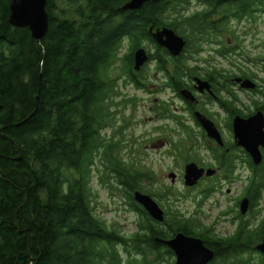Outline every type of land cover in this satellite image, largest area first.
I'll use <instances>...</instances> for the list:
<instances>
[{"label":"trees","instance_id":"1","mask_svg":"<svg viewBox=\"0 0 264 264\" xmlns=\"http://www.w3.org/2000/svg\"><path fill=\"white\" fill-rule=\"evenodd\" d=\"M127 1L47 0L49 30L38 41L29 29L11 26V0H0V264H122L119 244L129 254L127 264H174L173 251L158 239L200 233L194 220L178 211H166L164 224L135 202L137 190L154 198L170 194L144 189V177L156 178L122 162L120 142L103 134L121 106L134 104L126 97L118 100L122 78L113 72L127 76V82L140 89L134 53L149 39L150 26L174 29L198 52L201 39L223 32L233 19H252L264 9V0L226 3L223 16H229L224 24L213 23L208 14L204 23L199 13L185 17L183 10L193 0H157L139 10H121ZM197 1L216 11L222 5L217 0ZM227 31L238 43L235 31ZM237 51L238 47L229 48ZM162 58L168 62L167 53ZM177 60L178 72L185 74L183 58ZM180 83L184 85L177 77ZM254 103L264 111V100ZM101 154L102 182L115 173L118 185L124 186L119 191L139 216L131 238L108 226L94 209L88 183ZM254 173L247 189L253 205L264 191V165L254 167ZM214 239L218 249L213 264H232V258L235 264H250L233 250L240 245L253 251V234Z\"/></svg>","mask_w":264,"mask_h":264},{"label":"flooded vegetation","instance_id":"2","mask_svg":"<svg viewBox=\"0 0 264 264\" xmlns=\"http://www.w3.org/2000/svg\"><path fill=\"white\" fill-rule=\"evenodd\" d=\"M217 1L218 3L220 2V4L222 3L220 9L218 8L219 11L212 9L213 5H207L205 2L193 0L190 5L185 7L183 13L185 17H192L193 15L199 13L201 15V23L206 21V18L204 19V17L205 14H208V17L213 23L221 21L224 24L226 16H229V14H225V16H223L226 12L224 5L230 2H222L220 0ZM193 4L200 6L201 9L190 13L189 6ZM262 11L264 12V9L258 12ZM242 19L239 21L243 22L248 19V17H243ZM153 26L154 33L157 31V29H163L164 27L170 28L168 26H150L148 30L149 39H146L143 44V47L148 55V61L144 64L140 72L136 71V74L141 78L142 85V88L138 90L142 91L144 94L145 92L153 91H156L157 93H161L162 91H170L172 92L174 98L176 100H180L182 104V106L178 107V110L180 111L179 113H181L182 116H173L178 122V130L176 133L180 139H165L166 141L161 142V144H156L157 148H163L164 150H167L166 154L174 160L179 159L185 161L183 169L184 176L186 166L189 163H195L200 169L205 170L204 176L198 181L197 185L191 188L188 187V189H190L189 191H199L202 189V191H199V193L202 194L201 197H204L200 199L198 196L194 199L198 207H201V205L206 202V199L210 197L211 193H223L225 184L224 181H227L228 184L235 183L236 181H239L237 178L239 173H243L245 171L249 172V180L247 181L244 191L240 195L235 196V198H233L231 201H227V207L225 210H222L221 213L223 221L234 226L233 230L228 234L218 235L213 227L206 228L201 224L198 215H200L202 212L197 210L195 212L196 216H192V219L194 220L195 226L198 228L200 233L198 235L191 236L203 240L205 245L215 252L216 256L218 243L214 237L228 241L239 233H243L244 235L253 234V236L256 237L255 241L252 243L253 251H246L239 245L235 250H233V252L235 253L234 255H238V257H241L242 259L244 258L250 261V264H260L261 256L264 257V253L260 252L257 247L263 242L264 238V217H260L263 193L256 204L253 205L250 196L247 194V189L255 174L254 167H262L264 165V148L261 147V151L263 153V162L260 165H256L253 158L246 151V149L238 144V140L236 139L234 133V122L237 117L249 119L259 111L264 113L263 110L257 109L254 103L262 102L264 100V88L262 83V81L264 82V79L259 76V74L256 73L252 67L247 66L245 69V66L239 63L234 65L239 64L237 66H241V68L245 69V71L249 74L248 76H245L239 70L233 71L226 69V65H224V63L229 65L233 63L231 61V56L237 57L238 55L244 57L242 55L243 49L240 45L242 36L238 37L239 41L236 46L238 47V50H241V54H237L235 52L234 55V52H229L230 35L227 31V29L230 27L229 22L224 25L223 29H221L223 32H215V34H212L209 39H201L197 44L198 47L200 46L199 48L197 47L198 52L192 51V49H190L192 45H188L187 38L176 32L178 35L184 37V39L187 41L186 48L179 57L173 56L167 48L159 45L151 33V27ZM243 29L244 30L242 34L248 40L251 32L247 30L246 26ZM223 43L225 46H223ZM206 46H208L207 51ZM204 51L209 53L207 58L201 57ZM166 53L168 54V62L162 58V55H166ZM178 58H183L182 66L185 69V74L178 72ZM217 59H221L223 61H217ZM245 59L252 64H264V52L260 54L258 58L256 57L255 60H250L248 58ZM238 68L239 67H237V69ZM177 77H180L184 82L183 86L181 83L176 84ZM121 78L125 79V87L128 85L135 86L134 84L129 83V81L127 82V76H121ZM199 79L204 82H208L210 85V90L198 89L197 80ZM236 79H250L256 83L257 87L256 89H244L242 88L241 83L237 82ZM155 80H162L163 83L160 85L155 84V90L149 89L150 85L152 84L151 81ZM183 90L191 91L193 99L184 97L182 95ZM246 94L258 95L261 97V99L252 102L254 106L253 109L243 108L246 107V104L241 97L245 96ZM230 102H232L233 105H230ZM152 111L157 114V117L165 118L169 116V108L167 107V103L159 99L157 100L156 107L152 109ZM198 114H201L203 118L208 119L213 123L214 127L220 134V141L209 136L208 132L201 123ZM162 138L163 137L160 136L157 137L156 140ZM201 151H205L207 154H209L210 161L208 163L202 162V159H199L198 155ZM101 156L102 154L100 157ZM211 170L215 171V173L212 176H208L207 173ZM104 171L105 166L103 165V161L100 160L99 173H103ZM102 173L99 175V184L101 187L109 186L111 184L119 187L120 189L124 188L123 185H118L116 174L112 172L106 176L107 180L103 183L101 180ZM176 180L177 178L175 181ZM229 194H231V189L227 188L226 195ZM246 199L249 200V207L248 210L244 212L243 202ZM165 213L167 214L166 210ZM207 243H210L212 246H209ZM119 246H122V250L124 249L122 244L117 245L116 248ZM118 250L122 256V259L123 253L128 254L127 251L123 252L120 251V249ZM173 259L175 260L174 262H176L175 254ZM213 262L214 261H212L210 264H213ZM231 262L232 264H235L237 259L232 258L228 263ZM122 264H127V262L125 263V261H122Z\"/></svg>","mask_w":264,"mask_h":264},{"label":"rangeland","instance_id":"3","mask_svg":"<svg viewBox=\"0 0 264 264\" xmlns=\"http://www.w3.org/2000/svg\"><path fill=\"white\" fill-rule=\"evenodd\" d=\"M189 12L193 13L201 9L200 6L193 4L189 6ZM226 9V8H225ZM188 11V10H187ZM186 11V13H187ZM244 20V19H242ZM247 27L251 35L248 40L243 36V28ZM230 28L235 31L238 37H241L240 45L242 46V55L245 57L246 54L249 56L248 59L255 60L260 54L264 52V12H257L252 19H246L241 22L237 19L231 20ZM230 44L229 48L236 47L237 42L234 40L232 34H230ZM227 40V38H226ZM235 41V42H234ZM232 45V46H231ZM206 46V51H207ZM204 51L201 55L203 58H207L209 53ZM127 52V49L123 50V53ZM245 52V53H243ZM241 54V50L236 52ZM235 55V53H234ZM230 65H226L227 70H239L237 69L236 63L244 66H249L254 69L256 73L259 74L264 79V64L249 63L244 57L231 56ZM217 61H223L217 59ZM247 61V62H246ZM237 66V67H236ZM225 67V66H224ZM117 77H121L119 72H113ZM261 79V80H263ZM125 79L120 80V92L122 97L127 99H133L134 104H129L127 106H121L116 117V121L111 127L104 130L103 134L107 136L108 139L113 140L115 143L120 142L119 158L122 162L126 163L128 166H132L138 172L143 174H150L155 180L142 179V187L149 190V193L161 194L169 193L170 196L167 198H155L161 206L172 214L175 211L180 212L187 218H192L196 216L195 212L200 210L202 213L198 215V218L203 226L206 228L213 227L218 235L228 234L233 230V225L224 222L221 213L227 207V201H231L235 196L240 195L249 180V172L245 171L239 173L237 178L239 181L235 183H229L224 181L223 193H211L210 197L206 199L201 207H198L195 198L203 197L199 191H189L185 186L183 180V169L185 161L174 160L166 154L167 150L163 148H157L156 144H161V142L166 141L165 139L179 140V136L176 133L178 130V122L173 117L182 116L178 107L182 106L180 100H176L170 91H162L161 93L145 92V94L138 90L135 86L128 85L125 87ZM149 89L155 90L156 85L163 83L162 80L151 81ZM263 88H264V82ZM245 101L246 107L244 109H253V101L261 99L258 95H249L241 97ZM164 101L167 103L169 108V116L171 117H157L156 113L152 111L156 107L157 100ZM179 114V115H178ZM161 127V128H160ZM162 136V139L156 140L157 137ZM164 139V140H163ZM202 162L208 163L210 161V156L205 151H201L198 155ZM100 155L95 160V164L92 168L91 178L89 179L88 185L92 190V203L96 214L104 222L107 223L111 228H116L120 231V234L124 237L131 238L138 230L139 216L136 212L128 206V201L124 195L119 191V187L114 185L101 187L99 184V168H100ZM177 174V180L175 182L169 177L171 173ZM220 180V179H219ZM231 189V194L226 195V189ZM148 194V193H147ZM261 215L264 217V191L261 200ZM260 218V219H261ZM166 228V225H161V227ZM120 251H125L121 249ZM129 254L123 253V262L127 261ZM174 262L175 260L171 258ZM175 263V262H174ZM160 264H167L166 262H161Z\"/></svg>","mask_w":264,"mask_h":264},{"label":"water","instance_id":"4","mask_svg":"<svg viewBox=\"0 0 264 264\" xmlns=\"http://www.w3.org/2000/svg\"><path fill=\"white\" fill-rule=\"evenodd\" d=\"M155 1L157 0H129L122 6L121 10H139L145 4ZM220 1L235 2L240 0ZM10 11L9 23L12 27L29 29L33 39L38 41H42L47 35L50 25V16L47 12V0H11ZM151 33L159 45L167 48L175 57H179L186 48L187 41L173 29L164 27L163 29H157L154 33L153 26L151 27ZM147 61L148 55L142 46L134 53V70L140 72ZM236 81L241 83L244 89H256L257 87L256 83L250 79H236ZM197 84L200 90H210L208 82L199 79L197 80ZM182 95L186 98L193 99V95L189 90H183ZM198 117L209 136L220 141V134L213 123L203 118L201 114H198ZM234 133L238 144L246 149L256 165H260L263 162L261 147L264 148V113L259 111L249 119L237 117L234 122ZM214 173L215 171L211 170L207 175L212 176ZM204 174V169H200L195 163H189L185 169V186L189 188L194 187ZM169 177L175 182L177 175L171 173ZM134 200L145 209L152 219L160 223L165 222V210L153 196L138 190L134 192ZM248 207L249 200L246 199L243 202V211L246 212ZM158 241L167 245L174 252L176 256L175 264H210L215 258V252L207 247L203 240L186 235L183 232L176 234L171 239H158ZM257 249L264 253V238Z\"/></svg>","mask_w":264,"mask_h":264},{"label":"bare ground","instance_id":"5","mask_svg":"<svg viewBox=\"0 0 264 264\" xmlns=\"http://www.w3.org/2000/svg\"><path fill=\"white\" fill-rule=\"evenodd\" d=\"M234 42H235V41H234ZM231 46H232V45H231ZM243 55H244V54H243ZM246 56H249V55L246 54ZM246 56H245V57H246ZM247 58H248V57H247ZM251 60H252V59H251ZM246 62H247V61H246ZM251 64H252V63H251ZM246 67H247V66H245V69H246ZM263 67H264V66H263ZM187 188H188V187H187ZM137 191H138V190H137ZM135 192H136V191H135ZM162 194H163V193H162ZM133 197H134V194H133ZM161 197H163V196H161ZM165 197H166V196H165ZM159 198H160V197H159ZM166 218H167V217H166ZM175 263H176V262H175Z\"/></svg>","mask_w":264,"mask_h":264}]
</instances>
